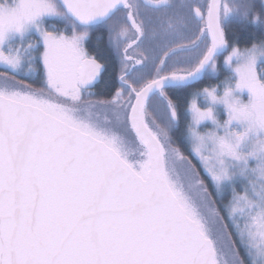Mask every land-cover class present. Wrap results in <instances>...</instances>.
Here are the masks:
<instances>
[{
    "label": "snow or ice",
    "instance_id": "6c2138e0",
    "mask_svg": "<svg viewBox=\"0 0 264 264\" xmlns=\"http://www.w3.org/2000/svg\"><path fill=\"white\" fill-rule=\"evenodd\" d=\"M0 264H264V0H0Z\"/></svg>",
    "mask_w": 264,
    "mask_h": 264
},
{
    "label": "trees",
    "instance_id": "16d2710c",
    "mask_svg": "<svg viewBox=\"0 0 264 264\" xmlns=\"http://www.w3.org/2000/svg\"><path fill=\"white\" fill-rule=\"evenodd\" d=\"M225 74H227V73H225ZM219 78H220V79H223V76H220ZM210 82H212V83L217 82V81H216V78H215V77H211V78H210ZM202 86H203V85H202Z\"/></svg>",
    "mask_w": 264,
    "mask_h": 264
}]
</instances>
